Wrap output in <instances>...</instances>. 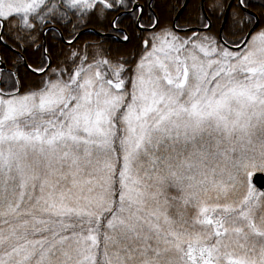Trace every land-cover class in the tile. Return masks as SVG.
Returning <instances> with one entry per match:
<instances>
[{"label":"rangeland","instance_id":"obj_1","mask_svg":"<svg viewBox=\"0 0 264 264\" xmlns=\"http://www.w3.org/2000/svg\"><path fill=\"white\" fill-rule=\"evenodd\" d=\"M115 1L0 0V20L35 17L46 28L58 14L79 20ZM258 20L237 53L207 46L205 32L157 24L128 87L103 61L1 97L0 264H264V191L252 182L264 173ZM80 32L129 41L124 30ZM92 219L99 226L67 236L64 226Z\"/></svg>","mask_w":264,"mask_h":264},{"label":"trees","instance_id":"obj_2","mask_svg":"<svg viewBox=\"0 0 264 264\" xmlns=\"http://www.w3.org/2000/svg\"><path fill=\"white\" fill-rule=\"evenodd\" d=\"M149 1L122 0L120 4L115 1L111 3V7L102 2H96L90 7L86 16L79 20L75 17L67 18V16L58 14L52 17L48 24L56 26L59 31L48 30L45 38V26L43 28L37 24L35 17L28 26H23L16 15L4 19L2 33L5 43L0 42V59L6 65V70L0 71V98H7L13 93L26 94L41 90L49 79L60 77L58 79L65 81L72 77L79 66H98L103 61L108 64L106 66L109 68L107 71L122 74L121 77L128 87L138 62L151 46L148 37L151 31L140 30L137 27L139 10L132 14L123 15L116 22V26L122 28L127 33L125 34L129 36L128 42H119L114 38H105L93 32H86L72 44H66L60 33L65 40L71 41L81 29L85 28L116 32L112 26L114 18L120 12L130 10L135 2L144 6L141 19V25L144 28L153 26L157 17L158 30L167 28L174 30V18L184 0H154L151 8ZM229 2L230 0H205L206 14L213 24V27L204 36V43L207 46L214 44L223 47L219 40V32ZM242 2L245 7L259 16L262 23L261 27L264 28V0H243ZM201 3L202 0H190L189 6L182 12V14L185 12V15L182 16L181 14L177 26L180 28L206 26L208 22L202 11ZM161 8L166 10V14L161 11ZM254 21V17L247 14L239 1L235 0L231 5L227 22L223 28L224 39L231 45L240 44ZM1 29L0 24V33ZM44 43L47 53L44 52ZM46 55L52 60L50 69L44 74H37L32 71L43 70L47 66L48 58ZM24 60L32 70L25 65ZM171 201L173 204L170 214L173 215L174 219H177L178 216L175 215V212L180 210L181 204L178 199ZM191 217L192 215L187 217L184 210L183 223L189 225ZM97 226H99V222L95 219L87 224L80 220L77 225L73 226L72 230L71 226H64V229H68L67 236H71L79 231V228L88 227L92 230ZM54 231L51 226L49 229H42L38 233H26L23 239L35 241L38 240L37 234L42 232V235L49 236Z\"/></svg>","mask_w":264,"mask_h":264},{"label":"water","instance_id":"obj_3","mask_svg":"<svg viewBox=\"0 0 264 264\" xmlns=\"http://www.w3.org/2000/svg\"><path fill=\"white\" fill-rule=\"evenodd\" d=\"M152 1H153V0H151V3H152ZM151 3H150V4H151ZM136 8H137V5H135V6L132 8L131 11H134ZM247 11L256 17V23H255V25L253 26V28L250 30V32L247 34V36H246L244 42H243L240 46H236V47H234V46H230V45H228V44L224 41V39H223L222 31L220 32V39H221L222 43L225 44L227 47H229V48H231V49H240V48H242V47L248 42L249 38L251 37V34L254 32V30H255V29L257 28V26H258V21H259V20H258V17H257L254 13H252L251 11H249V10H247ZM115 20H116V19H115ZM140 20H141V15H140V17H139V19H138V22H137L138 27H139L140 29H145V28H142V27H141V25H140ZM176 22H177V19L174 21V24H173V25H174V28L177 29V27H176ZM156 24H157V23H156ZM155 26H156V25H155ZM155 26H154V27H155ZM154 27H152V28H154ZM49 28H54V27H49ZM152 28H148V30H151ZM82 33H83V32H80V33L75 37V39L72 40V41H66L65 38H64V36H63L62 34H61V37H62V39L65 41V43H67V44H71V43L75 42V41L79 38V36H80ZM26 65H27V63H26ZM50 65H51V60H49V63H48V65H47V67L44 69V71H42V72H37V73H38V74H42V73L46 72V71L48 70V68L50 67ZM0 69H1V70H5V69H6V67H5V65H4L3 63L0 64ZM252 181H253V183H254L259 189L264 190V173H263V172H257V173H255V174L253 175Z\"/></svg>","mask_w":264,"mask_h":264},{"label":"flooded vegetation","instance_id":"obj_4","mask_svg":"<svg viewBox=\"0 0 264 264\" xmlns=\"http://www.w3.org/2000/svg\"><path fill=\"white\" fill-rule=\"evenodd\" d=\"M238 1H241V0H238ZM243 1V0H242ZM143 11H144V9H143ZM247 14H249V13H247ZM249 15H251V14H249ZM142 16H143V13H142ZM206 16H207V14H206ZM252 16V15H251ZM207 18H208V16H207ZM255 22V21H254ZM254 24V23H253ZM185 28H193L192 30H193V32H203V34H204V32L206 33L208 30H210L211 28H212V24H210V22L209 23H207V25L206 26H201V27H185ZM122 28H120L117 32H122ZM220 33V32H219ZM203 38H204V36H203Z\"/></svg>","mask_w":264,"mask_h":264},{"label":"bare ground","instance_id":"obj_5","mask_svg":"<svg viewBox=\"0 0 264 264\" xmlns=\"http://www.w3.org/2000/svg\"><path fill=\"white\" fill-rule=\"evenodd\" d=\"M186 3V8L189 6V4H190V0H184L183 1V4H185ZM161 11L164 13V14H166V10L164 9V8H161ZM203 13H204V15H205V17L207 18V16H206V13L203 11ZM185 15V12L182 14V16H184ZM175 20H176V18H174ZM228 19V18H227ZM207 21H208V23L210 22V24H212V21L209 19V17L207 18ZM113 26H115V25H113ZM212 27H213V24H212ZM115 28L117 29V30H119L120 28L119 27H116L115 26ZM190 29V28H189ZM24 62H26L25 60H24ZM27 67H29L30 68V66L27 64ZM31 69V68H30ZM32 70V69H31ZM32 71H34V72H36L37 70H32Z\"/></svg>","mask_w":264,"mask_h":264}]
</instances>
